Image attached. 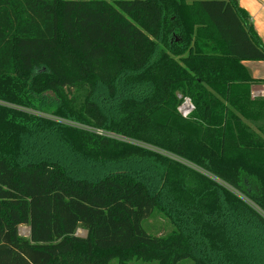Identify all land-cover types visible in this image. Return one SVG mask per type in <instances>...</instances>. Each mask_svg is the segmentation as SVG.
<instances>
[{
	"label": "trees",
	"instance_id": "obj_1",
	"mask_svg": "<svg viewBox=\"0 0 264 264\" xmlns=\"http://www.w3.org/2000/svg\"><path fill=\"white\" fill-rule=\"evenodd\" d=\"M245 60L264 42L237 0H0V102L66 119L0 104V264H264V79ZM156 215L188 220L204 257Z\"/></svg>",
	"mask_w": 264,
	"mask_h": 264
},
{
	"label": "rangeland",
	"instance_id": "obj_2",
	"mask_svg": "<svg viewBox=\"0 0 264 264\" xmlns=\"http://www.w3.org/2000/svg\"><path fill=\"white\" fill-rule=\"evenodd\" d=\"M262 69H264V68H262ZM262 73L264 74V70H263ZM258 84L260 85L261 88H264V83L263 82L262 83H258ZM181 96L182 95L179 94V97H181ZM263 96L264 95H261V96H253L252 95V98L253 97L254 98L255 97H263ZM185 98H189L191 103H192V105H193V107H194L188 116H184L183 113L179 110L181 115L183 117L187 118V117H189L191 115V113L195 109V105H194L192 99L189 96H185L183 98V102L180 105L181 107H183V105H184ZM0 104H2L4 106H7L8 108H13L14 110H17L16 112H18V113H20V115H22V116H20V118L23 119V120H26V116L28 114H30L32 116L33 115H40V116L46 117V118H55V117H52L53 115H51L50 113H43V112L38 113L37 111H35L31 107L24 106V105H21V104H17V103H14V102L2 101V102H0ZM180 106H179V108H180ZM16 117H17L16 115L11 114V113H7V114L4 113V115H3V119H6V118H15L16 119ZM55 119L61 120V121L66 120V119H63L62 117H57V116H56ZM247 122L250 125H252L250 123V121H248V119H247ZM70 123L72 124V121ZM74 124L77 125V123H74ZM102 132L105 133V134H108L109 136H114L115 135V134H112V133H109V132H104V131H102ZM261 134L264 137V133H261ZM119 139L122 140V141H126V142L130 141L132 143H136L133 140H130L128 138H122L121 136L119 137ZM153 150H157V151L161 152L164 155L170 156V157L174 158L175 160H177V161H179V162H181V163L193 168L194 170H196L198 172H201V173L209 175L210 177H212L216 181H218L220 184L228 187L230 190H232L238 196H240V197L244 198L245 200H247V202L252 203L251 200L248 199V197H246L245 195H243V193L239 192V190H237L235 188H232L227 183H225L221 179L217 178L213 174L207 172L206 170H204L200 166H198V165H196V164H194V163H192V162H190V161H188V160H186L184 158H180V157L174 156V155L170 154L167 151H163V150L155 149V148ZM260 212L264 215V212H262V211H260ZM188 222H189L188 220L181 219V217H180V219L176 223H173L170 218H165L162 215H156L155 217L150 218V219L147 220L146 227H147V229L150 232H152L154 234H157V235H168V234H170V236L176 235L177 236V242L175 243V246H177L180 243V241L182 242L183 239L184 240L188 239V243L194 248V252L196 254V257L203 258L204 257V254H203L204 241H202L203 242L202 243L201 240L194 239L197 235L193 234V232H194L193 228L188 225ZM30 232H31V228L28 225L23 224V225L20 226L21 235L29 236ZM77 235L79 237L86 238L88 233H87V231L84 228H79L78 231H77ZM177 248L182 249L181 243H180L179 246H177ZM183 258H181L176 264H199L197 259H195V258H188V257H186L185 259H183ZM118 263H120V261H118L116 258L113 259L110 262V264H118ZM130 264H152V262H148V261L146 262V261H141V260L137 261V259H134L133 261L130 262Z\"/></svg>",
	"mask_w": 264,
	"mask_h": 264
},
{
	"label": "crops",
	"instance_id": "obj_3",
	"mask_svg": "<svg viewBox=\"0 0 264 264\" xmlns=\"http://www.w3.org/2000/svg\"><path fill=\"white\" fill-rule=\"evenodd\" d=\"M238 5L246 13L256 32L261 40L264 42V0H237ZM244 64L250 70L251 75L254 78L264 79L262 73L264 69V61L245 60ZM262 83V82H259ZM252 95L261 96L264 95V88H261L258 83L252 85Z\"/></svg>",
	"mask_w": 264,
	"mask_h": 264
},
{
	"label": "built area",
	"instance_id": "obj_4",
	"mask_svg": "<svg viewBox=\"0 0 264 264\" xmlns=\"http://www.w3.org/2000/svg\"><path fill=\"white\" fill-rule=\"evenodd\" d=\"M193 108L194 107H193L190 99L185 98L184 105H183V107L180 106L179 110L183 113L184 116H188Z\"/></svg>",
	"mask_w": 264,
	"mask_h": 264
}]
</instances>
